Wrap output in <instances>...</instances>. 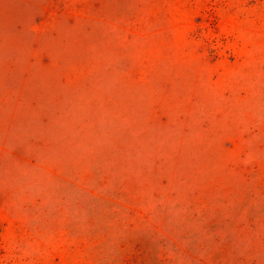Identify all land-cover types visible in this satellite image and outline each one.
Here are the masks:
<instances>
[{"label":"rangeland","instance_id":"374dc122","mask_svg":"<svg viewBox=\"0 0 264 264\" xmlns=\"http://www.w3.org/2000/svg\"><path fill=\"white\" fill-rule=\"evenodd\" d=\"M0 264H264V0H0Z\"/></svg>","mask_w":264,"mask_h":264}]
</instances>
